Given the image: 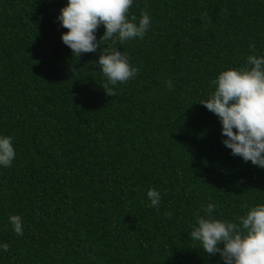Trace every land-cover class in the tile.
Returning a JSON list of instances; mask_svg holds the SVG:
<instances>
[{
  "label": "trees",
  "instance_id": "16d2710c",
  "mask_svg": "<svg viewBox=\"0 0 264 264\" xmlns=\"http://www.w3.org/2000/svg\"><path fill=\"white\" fill-rule=\"evenodd\" d=\"M67 3L0 0V136L15 151L0 165V264H225L190 233L198 215L239 225L264 205V168L232 154L200 102L222 71L264 57V0H133L128 18L150 26L105 42L138 69L114 97L101 49L63 43Z\"/></svg>",
  "mask_w": 264,
  "mask_h": 264
},
{
  "label": "clouds",
  "instance_id": "9594fccd",
  "mask_svg": "<svg viewBox=\"0 0 264 264\" xmlns=\"http://www.w3.org/2000/svg\"><path fill=\"white\" fill-rule=\"evenodd\" d=\"M132 4L133 0H68L58 17L62 27L68 29L62 41L73 56L101 49L98 63L107 77L101 87L112 97L115 93L110 85L126 84L137 75L138 69L130 65L126 54L115 47H106L105 42L114 36L117 39L113 43L120 44L137 37L142 39L150 26L146 12L138 23L135 16L128 18ZM101 24L106 31L97 40L95 33ZM247 63L252 66L250 69L222 71L212 81L215 90L200 103L219 117L222 134L227 137L223 143L232 154L264 168V57L250 55ZM168 84L171 87V81ZM14 158L12 138L0 136V165L9 167ZM147 195L151 206L158 207L160 193L150 189ZM213 211V204L205 209L207 213ZM10 222L15 233L23 235L21 217L13 215ZM197 225L190 237L200 242L209 256L220 253L225 264H264V205H257L246 216L239 217V225L210 215L207 218L198 215ZM2 247L7 251L9 245L5 243Z\"/></svg>",
  "mask_w": 264,
  "mask_h": 264
}]
</instances>
